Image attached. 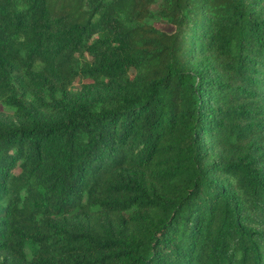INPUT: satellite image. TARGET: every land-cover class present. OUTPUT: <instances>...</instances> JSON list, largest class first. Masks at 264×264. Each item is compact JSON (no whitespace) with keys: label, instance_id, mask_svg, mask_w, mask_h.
I'll use <instances>...</instances> for the list:
<instances>
[{"label":"trees","instance_id":"obj_1","mask_svg":"<svg viewBox=\"0 0 264 264\" xmlns=\"http://www.w3.org/2000/svg\"><path fill=\"white\" fill-rule=\"evenodd\" d=\"M1 256L264 264V0H0Z\"/></svg>","mask_w":264,"mask_h":264},{"label":"rangeland","instance_id":"obj_2","mask_svg":"<svg viewBox=\"0 0 264 264\" xmlns=\"http://www.w3.org/2000/svg\"><path fill=\"white\" fill-rule=\"evenodd\" d=\"M156 26L162 30H165V31H168L170 32L171 31V27L168 26L167 24L163 23V22H160V23H156ZM80 87V84L79 83H76L75 84V88L78 89ZM4 117H9L8 114L6 113H3ZM0 263H3V264H12L10 261L6 260L4 256H1L0 257Z\"/></svg>","mask_w":264,"mask_h":264}]
</instances>
